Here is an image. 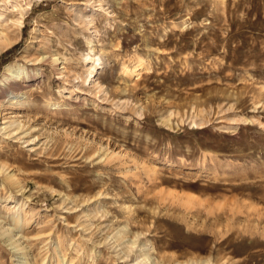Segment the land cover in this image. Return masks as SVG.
Returning <instances> with one entry per match:
<instances>
[{"label": "rangeland", "instance_id": "rangeland-1", "mask_svg": "<svg viewBox=\"0 0 264 264\" xmlns=\"http://www.w3.org/2000/svg\"><path fill=\"white\" fill-rule=\"evenodd\" d=\"M0 33V264L9 233L42 264H264V0H0Z\"/></svg>", "mask_w": 264, "mask_h": 264}, {"label": "bare ground", "instance_id": "bare-ground-1", "mask_svg": "<svg viewBox=\"0 0 264 264\" xmlns=\"http://www.w3.org/2000/svg\"><path fill=\"white\" fill-rule=\"evenodd\" d=\"M27 1H31V0H27ZM107 27V26H106ZM105 27V28H106ZM111 25H109L107 27V29H110ZM105 32V31H104ZM107 32V31H106ZM12 41L11 37H9V35L7 36L6 34H1L0 33V52L2 51L3 48H5L8 44H10ZM87 58L89 60L90 65L91 64H97L100 62V60H102V55L96 54L94 52L93 47L90 45L88 52H87ZM140 61V60H139ZM139 64V63H138ZM136 65L138 67H126L124 68V74L128 79H134L137 78L140 74L142 69H144V66L142 65V62H140L139 65ZM23 68L20 66H14L12 63H8L4 66V70L2 72V78H0V84H6V83H12V82H17L19 80H21L23 78ZM92 80V79H91ZM94 81V79H93ZM4 127V126H3ZM2 127V128H3ZM5 169V165L3 163L0 164V171L1 169ZM3 169V170H4ZM212 176H216L217 173L216 171H211L210 172ZM9 177H11V175H8ZM7 176V177H8ZM17 203V199L15 200ZM22 204V203H21ZM6 205V204H5ZM10 221L14 224V223H18L20 221V218L17 214L14 215H10ZM16 225V224H15ZM18 225V224H17ZM24 225H26V223H19V227L22 228ZM125 226H127V224H125ZM0 227H2V225H0ZM5 232L8 233V228H5L4 230L1 231V234L3 235ZM14 234H7L5 237H3V239L5 241H9L8 244L11 245L12 248H14L15 252L14 253H21L22 257L25 258V262L23 264H42L39 263L38 260H30L28 258V252L26 251V245L22 244L21 242H18V238H14L13 237ZM124 234L123 233H118L117 234V240H121L123 238ZM134 242V241H132ZM140 255L142 256V258L145 259V257H147V253L144 251H140Z\"/></svg>", "mask_w": 264, "mask_h": 264}]
</instances>
